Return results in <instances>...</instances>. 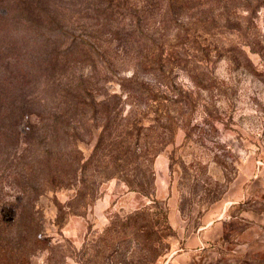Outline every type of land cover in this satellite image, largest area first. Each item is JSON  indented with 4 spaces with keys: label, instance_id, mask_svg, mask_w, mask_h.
Returning a JSON list of instances; mask_svg holds the SVG:
<instances>
[{
    "label": "rangeland",
    "instance_id": "1",
    "mask_svg": "<svg viewBox=\"0 0 264 264\" xmlns=\"http://www.w3.org/2000/svg\"><path fill=\"white\" fill-rule=\"evenodd\" d=\"M30 1L0 0V264H171L264 175V0ZM262 216L181 264H264Z\"/></svg>",
    "mask_w": 264,
    "mask_h": 264
},
{
    "label": "crops",
    "instance_id": "2",
    "mask_svg": "<svg viewBox=\"0 0 264 264\" xmlns=\"http://www.w3.org/2000/svg\"><path fill=\"white\" fill-rule=\"evenodd\" d=\"M264 175H260L259 182L250 186H237L231 190L224 201L223 208L220 210V217L216 220L203 221L194 229L188 231L184 240L183 247H180L172 256L171 264H181L184 259L195 261L198 259L200 252L204 249L214 250L226 237L227 225L232 222H243L259 224L264 215L260 205H264ZM254 207L251 211L237 212L233 214L231 210L236 206ZM170 220L172 224L179 223L176 220L175 212L172 213ZM179 252L181 254H179ZM195 264V263H193Z\"/></svg>",
    "mask_w": 264,
    "mask_h": 264
},
{
    "label": "trees",
    "instance_id": "3",
    "mask_svg": "<svg viewBox=\"0 0 264 264\" xmlns=\"http://www.w3.org/2000/svg\"><path fill=\"white\" fill-rule=\"evenodd\" d=\"M22 2L25 1V3H31L30 0H21ZM40 240L38 238H35V240L32 242L33 246H36V244H39Z\"/></svg>",
    "mask_w": 264,
    "mask_h": 264
}]
</instances>
